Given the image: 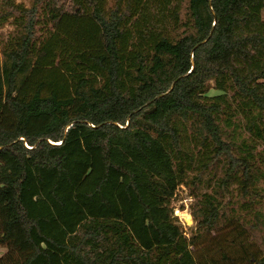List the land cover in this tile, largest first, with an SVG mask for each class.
<instances>
[{"label": "trees", "instance_id": "trees-1", "mask_svg": "<svg viewBox=\"0 0 264 264\" xmlns=\"http://www.w3.org/2000/svg\"><path fill=\"white\" fill-rule=\"evenodd\" d=\"M7 23L0 264H264V0H0Z\"/></svg>", "mask_w": 264, "mask_h": 264}, {"label": "rangeland", "instance_id": "rangeland-1", "mask_svg": "<svg viewBox=\"0 0 264 264\" xmlns=\"http://www.w3.org/2000/svg\"><path fill=\"white\" fill-rule=\"evenodd\" d=\"M23 1L27 5H30L31 0H18ZM14 26L11 23H7L4 26H0V37L2 42H4L9 34L13 31ZM217 91L211 90V94H215ZM194 204V198L190 195L189 190L186 186L182 185L176 192L175 197L172 200L171 206L174 209V215L178 217L180 224L184 227V230L188 235L192 233L195 228V220L192 215V209ZM184 213H189L192 218V222L188 223L186 218H184ZM6 248L0 247V256L5 253Z\"/></svg>", "mask_w": 264, "mask_h": 264}, {"label": "bare ground", "instance_id": "bare-ground-1", "mask_svg": "<svg viewBox=\"0 0 264 264\" xmlns=\"http://www.w3.org/2000/svg\"><path fill=\"white\" fill-rule=\"evenodd\" d=\"M184 218H186V221L188 223H191L192 222V218H191V215L189 213H184Z\"/></svg>", "mask_w": 264, "mask_h": 264}, {"label": "built area", "instance_id": "built-area-1", "mask_svg": "<svg viewBox=\"0 0 264 264\" xmlns=\"http://www.w3.org/2000/svg\"><path fill=\"white\" fill-rule=\"evenodd\" d=\"M188 235V234H187Z\"/></svg>", "mask_w": 264, "mask_h": 264}, {"label": "crops", "instance_id": "crops-1", "mask_svg": "<svg viewBox=\"0 0 264 264\" xmlns=\"http://www.w3.org/2000/svg\"><path fill=\"white\" fill-rule=\"evenodd\" d=\"M4 254V253H3Z\"/></svg>", "mask_w": 264, "mask_h": 264}]
</instances>
